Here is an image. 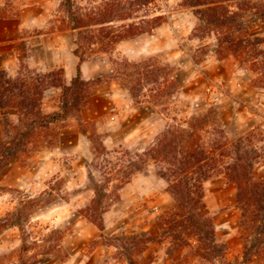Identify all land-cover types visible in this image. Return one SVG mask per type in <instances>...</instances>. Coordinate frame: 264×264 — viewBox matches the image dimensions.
<instances>
[{"label": "rangeland", "instance_id": "374dc122", "mask_svg": "<svg viewBox=\"0 0 264 264\" xmlns=\"http://www.w3.org/2000/svg\"><path fill=\"white\" fill-rule=\"evenodd\" d=\"M101 1L74 0L75 12L80 15V9L85 12ZM250 1L255 5L260 2ZM162 5L166 20L153 33L123 41L113 53L88 61V78L83 79L87 82L88 98L79 117L36 130L24 139L16 159L0 170V219L18 208L20 202L28 204L39 198L38 207H32L34 213L25 221L27 251H22L20 230L6 229L0 233V264H31L35 256L39 264H127L126 251L118 241L123 236L136 237L139 242L136 251L141 252L136 260L144 264L242 262L244 246H251L252 233L243 225L236 205L232 210L208 209L213 220L218 215L219 222H229V228L216 227L217 241L227 246L225 260L211 263L194 260L190 248L176 252L170 240L162 242L157 237L146 243L147 233L157 235L158 218L174 208L173 198L167 192L168 184L158 176L153 163L118 192H113L114 183L105 186L107 194H111L104 201L103 231L86 218V209L101 181L102 158L97 159L96 147L103 146L108 152L142 153L169 126H177L194 115L212 112L215 122L209 131H223L230 141L242 138L248 156L256 162L255 176L264 180V83L259 82L261 77L251 68L261 59L257 63L242 62L232 55L219 59L215 35L201 36L192 9L185 8L181 0H164ZM0 19L7 21L6 28L11 32L19 30L23 21L36 24L35 28H22L20 36L26 40L17 45L19 70L13 79L23 77L30 81L29 77L37 74L44 78L50 72L59 75L58 70L63 71L40 65L49 55L32 47L31 42L39 34L59 33L68 38H64L53 56L70 55L71 42L67 41L70 36H74L73 50L76 49L77 32L69 29L64 0H0ZM244 20L249 32L264 40L257 28L264 22H259L256 12H247ZM2 29L4 25L0 26ZM150 59L152 69L160 72L161 78H167L160 91H156L158 85L148 82L143 83L142 89H134L136 85L131 79L119 78L114 62L140 63ZM61 75L65 84L64 72ZM114 85L122 94L116 103L110 97L99 96L98 89L110 91ZM51 89L54 88L43 91L41 109L45 104L44 94ZM61 99L62 89L59 108ZM127 106L134 110L132 117ZM93 116L95 120L91 119ZM147 117L149 123L140 125ZM82 129L86 130L85 136ZM19 132L17 112L3 111L0 143H10ZM223 181L227 183L220 174L206 182L205 198L208 190L216 192L223 187ZM228 235L230 242L226 243ZM50 246L52 251L46 254ZM196 246V242H191V247ZM171 249L174 254L170 255ZM249 264H264V246L254 252Z\"/></svg>", "mask_w": 264, "mask_h": 264}, {"label": "trees", "instance_id": "16d2710c", "mask_svg": "<svg viewBox=\"0 0 264 264\" xmlns=\"http://www.w3.org/2000/svg\"><path fill=\"white\" fill-rule=\"evenodd\" d=\"M182 5L192 9L199 25L201 36L214 34L217 40L216 54L219 59L232 55L244 61H256L251 68L264 83V40L252 35L247 29L245 15L253 10L264 22V0L252 4L250 0H181ZM164 0H102L97 7L75 12L74 0H64L68 13L69 29L77 32L74 55L79 60L77 75L66 86L59 75L53 72L44 78L37 76L13 79L0 71V111L13 109L17 112L19 135L8 144L0 143V170L13 162L23 147V141L36 130L48 129L51 125L70 117H79L80 109L86 104L87 82L82 79L80 65L102 55L113 53L117 46L143 34L153 33L166 20L162 4ZM152 59L140 63L127 60L119 64L120 79H131L134 89H142L143 83L158 85L167 83L160 72L149 65ZM54 79V80H52ZM135 79V80H132ZM164 82H160V81ZM137 87V88H136ZM48 88L62 89L59 112L43 114L40 102L43 91ZM134 91V90H133ZM213 113L191 116L177 126H169L155 144L142 153H128L123 150L108 152L105 147H96L101 173L100 186L86 209V218L100 231L104 230V201L110 196L105 186L114 183L113 192L120 191L134 176L143 172L150 163L157 167L158 176L168 184L167 192L174 201L172 211L160 216L156 222V236L144 234L150 243L153 237L162 242L170 240L173 251L190 248L191 258L205 262L225 260L227 246L219 243L216 226L206 203L204 184L217 175H223L226 182L236 186V207L241 211L243 225L252 233L251 246H244L242 262L249 264L254 252L264 246V180L255 176L256 162L248 156L244 140L230 141L223 131L209 129L214 125ZM80 126L81 120H80ZM216 132V133H215ZM86 135V130L82 129ZM208 135V136H207ZM112 192V193H113ZM39 198L28 204L23 201L13 212L0 219V233L17 227L22 236V251H27L25 221L38 207ZM30 211V212H29ZM126 251L127 264H144L136 260L139 242L134 236L118 239ZM191 242H196L195 248ZM49 243V242H48ZM47 244V242L45 243ZM46 254L52 251L51 246ZM171 249L170 255L174 254ZM181 253V252H180ZM35 256L31 264H39ZM231 264V263H228Z\"/></svg>", "mask_w": 264, "mask_h": 264}, {"label": "crops", "instance_id": "0c3cea01", "mask_svg": "<svg viewBox=\"0 0 264 264\" xmlns=\"http://www.w3.org/2000/svg\"><path fill=\"white\" fill-rule=\"evenodd\" d=\"M6 22L5 20L0 19V26L4 25V29L0 31V71H6L8 73L9 77H16L18 75L19 70V53L17 51V45L18 43L25 41L26 39L22 38L21 32L23 31L22 28L30 29L35 28L36 24L28 23L27 22H21L19 26V30H15L14 32H11L8 28H6ZM259 22H262L259 20ZM38 24V21H36ZM34 25V26H33ZM258 31L260 33V36L264 38V23H261L260 26L257 27ZM254 29V28H253ZM250 29V30H253ZM256 30V29H254ZM18 31L20 34H18ZM1 35L4 37L2 38ZM13 35V36H12ZM71 40H67L71 42V49H70V55L68 54L66 58L60 57L59 55L53 56L56 54V51L59 50V45L63 43L64 38L68 39L67 37L59 35V33H51V32H44L42 34H39L38 36L34 37L35 42L32 43L33 49L43 52L49 55V58H45L44 62H42L40 65L43 66L45 69H53V68H60L63 69L64 72V82L66 85L70 84L73 78L77 75V67L79 65L78 58L74 55V41L72 39L74 36H70ZM32 39V38H30ZM54 57V58H53ZM89 67V63L84 62L80 65V71L82 79L88 78L86 77V70ZM112 87L110 91H104L103 88L98 89V93L100 97H110L115 103L119 100V95L121 96L120 92H117ZM109 89V88H108ZM61 89L54 88L51 90L46 91L44 94L43 102L44 108L42 109L44 113H52L57 112L60 110L59 108V96H60ZM103 91V92H102ZM58 101V105L56 104ZM56 104V105H55ZM131 105V104H130ZM46 107V109H45ZM129 108V106H127ZM130 109L129 116L132 117V111L133 109ZM128 109V110H129ZM132 110V111H131ZM3 115V111H0V116ZM92 120L96 119V116L91 118ZM150 121V118H144L140 125L148 124ZM223 181V187L218 189L216 192H213L212 190H208V196L204 198L206 201V206L208 209L212 210L213 212L218 211L219 209H228L232 210L235 208L236 205V186L233 184L225 183ZM215 194V195H214ZM218 215H214V221L217 229H225L229 228V222H219ZM227 237L226 243H229L230 236Z\"/></svg>", "mask_w": 264, "mask_h": 264}]
</instances>
